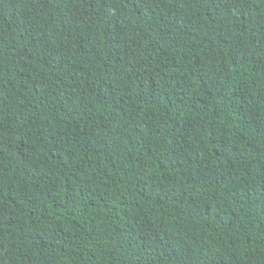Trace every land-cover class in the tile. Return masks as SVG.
I'll return each mask as SVG.
<instances>
[{
	"label": "trees",
	"instance_id": "obj_1",
	"mask_svg": "<svg viewBox=\"0 0 264 264\" xmlns=\"http://www.w3.org/2000/svg\"><path fill=\"white\" fill-rule=\"evenodd\" d=\"M0 264H264V0H0Z\"/></svg>",
	"mask_w": 264,
	"mask_h": 264
}]
</instances>
